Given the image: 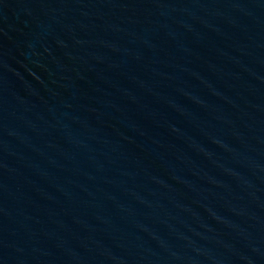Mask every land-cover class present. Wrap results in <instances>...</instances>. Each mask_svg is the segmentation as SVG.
Segmentation results:
<instances>
[{
	"label": "water",
	"instance_id": "water-1",
	"mask_svg": "<svg viewBox=\"0 0 264 264\" xmlns=\"http://www.w3.org/2000/svg\"><path fill=\"white\" fill-rule=\"evenodd\" d=\"M0 264H264V0H0Z\"/></svg>",
	"mask_w": 264,
	"mask_h": 264
}]
</instances>
